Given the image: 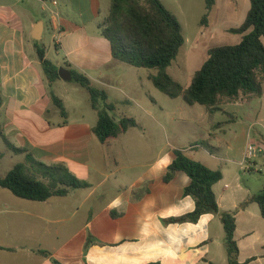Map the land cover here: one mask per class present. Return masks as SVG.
Returning a JSON list of instances; mask_svg holds the SVG:
<instances>
[{"label":"crops","instance_id":"0c3cea01","mask_svg":"<svg viewBox=\"0 0 264 264\" xmlns=\"http://www.w3.org/2000/svg\"><path fill=\"white\" fill-rule=\"evenodd\" d=\"M109 8L110 0H0V127L7 142L26 150L11 151L0 136V177L29 154L45 165L63 164L89 185L44 201L0 187V264H227L217 216L164 223L194 209L184 194L185 173L164 181L175 149L222 173L212 189L220 211H236L238 263L264 264V217L256 203L239 209L264 189L263 178L247 174H262L264 153L245 158L249 144L264 150V82L259 97L224 98L214 112L180 106L174 121L185 124L186 137L168 141L160 91L150 80L154 73L114 59L100 34ZM37 25L38 41L33 39ZM35 42L58 69L83 74L103 90L113 106L110 117L132 118L136 126L100 142L92 131L97 111L90 98L82 106L77 96L67 95L66 81L46 79ZM51 48L55 55L49 59ZM47 87L61 92L54 95L66 117ZM103 106L100 102L98 109ZM199 141L206 145L194 144Z\"/></svg>","mask_w":264,"mask_h":264},{"label":"trees","instance_id":"16d2710c","mask_svg":"<svg viewBox=\"0 0 264 264\" xmlns=\"http://www.w3.org/2000/svg\"><path fill=\"white\" fill-rule=\"evenodd\" d=\"M214 0H205L209 10ZM100 34L110 43L114 59L137 68L154 69L150 76L154 87L167 97H181L188 105H202L210 112L217 110L221 98L233 99L239 94L259 97L264 82V0H249V9L242 23L230 29L240 36L233 45H219L208 49L207 58L193 73L187 87L175 81L166 69L176 59L184 44L181 26L160 0H110L105 21L99 25ZM37 57L46 79L51 83L59 79L58 68L45 58V50L34 43ZM72 81L85 89L91 108L97 111V121L92 131L98 140L106 143L128 128L136 126L132 118L115 121L109 116L113 106L106 103L103 90L92 86L83 74L71 71ZM53 105L61 116L66 117L62 101L50 92ZM0 96V104H1ZM104 106L98 109V104ZM0 136L8 149L17 153L26 150L16 148L7 142L0 127ZM205 146L204 141L194 143ZM192 144V145H194ZM174 159L168 165L164 181L168 182L174 173L181 171L189 178L184 194L194 201V209L178 217L164 220V223H196L200 216H217L225 232L227 264H239L238 248L234 239L236 211L222 212L212 189L221 180L219 170H211L202 163L187 157L183 150H174ZM87 182L78 179L63 164L45 165L26 154L25 163L16 164L5 176L0 177V187L9 190L16 197L44 201L52 196H65L72 189L87 188ZM248 203H256L264 217V189L244 201L239 209Z\"/></svg>","mask_w":264,"mask_h":264},{"label":"rangeland","instance_id":"374dc122","mask_svg":"<svg viewBox=\"0 0 264 264\" xmlns=\"http://www.w3.org/2000/svg\"><path fill=\"white\" fill-rule=\"evenodd\" d=\"M164 7L178 19L184 44L180 48L176 59L166 69V72L183 87H187L191 81L193 73L202 65L207 58L209 48L219 45H233L240 39L239 35L230 32V29L238 27L249 9V0H214L213 6L207 10L205 0H160ZM33 30V28H32ZM31 30V31H32ZM48 35L44 32L43 43L48 44ZM55 51L51 48L49 59H52ZM155 73L154 69H146ZM68 90L67 95L77 96L79 104L86 106V98H89L85 89L81 88L73 81L63 83ZM46 92L60 95L56 88H46ZM224 98H221L223 100ZM161 108L160 120L165 127L168 141L176 139L181 141L186 137L185 124L174 121L179 117L180 106L186 108H201L204 106L186 104L181 97L171 99L159 92L157 100ZM262 101L264 102V85ZM163 138V140H166ZM212 146V145H211ZM257 180L264 179V168L262 174L247 173ZM258 183L260 181H257Z\"/></svg>","mask_w":264,"mask_h":264},{"label":"water","instance_id":"95a60500","mask_svg":"<svg viewBox=\"0 0 264 264\" xmlns=\"http://www.w3.org/2000/svg\"><path fill=\"white\" fill-rule=\"evenodd\" d=\"M38 34H39V25L35 26L34 30H33V39L36 41H38L40 39ZM58 76H59V78H61L64 81H71L72 80L71 72L65 68H62V67L58 69Z\"/></svg>","mask_w":264,"mask_h":264},{"label":"built area","instance_id":"2783aa9c","mask_svg":"<svg viewBox=\"0 0 264 264\" xmlns=\"http://www.w3.org/2000/svg\"><path fill=\"white\" fill-rule=\"evenodd\" d=\"M48 1H50L53 4H56V0H48ZM261 153H264V150L260 146L249 144L245 152L246 161L255 158L258 154Z\"/></svg>","mask_w":264,"mask_h":264}]
</instances>
